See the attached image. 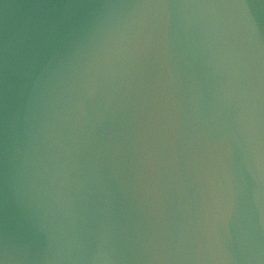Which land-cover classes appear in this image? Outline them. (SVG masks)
<instances>
[{"label":"water","instance_id":"1","mask_svg":"<svg viewBox=\"0 0 264 264\" xmlns=\"http://www.w3.org/2000/svg\"><path fill=\"white\" fill-rule=\"evenodd\" d=\"M0 264H264V0H0Z\"/></svg>","mask_w":264,"mask_h":264}]
</instances>
